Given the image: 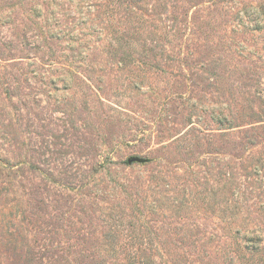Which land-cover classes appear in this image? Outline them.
I'll return each mask as SVG.
<instances>
[{"label":"rangeland","instance_id":"1","mask_svg":"<svg viewBox=\"0 0 264 264\" xmlns=\"http://www.w3.org/2000/svg\"><path fill=\"white\" fill-rule=\"evenodd\" d=\"M0 264H264V0H0Z\"/></svg>","mask_w":264,"mask_h":264}]
</instances>
